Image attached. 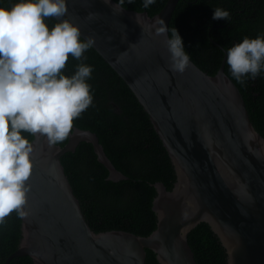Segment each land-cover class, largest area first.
<instances>
[{
	"label": "water",
	"instance_id": "water-1",
	"mask_svg": "<svg viewBox=\"0 0 264 264\" xmlns=\"http://www.w3.org/2000/svg\"><path fill=\"white\" fill-rule=\"evenodd\" d=\"M179 0L156 14L114 0H66L68 19L132 91L166 149L175 171L170 190L156 182V226L140 236L123 230L94 232L83 215L60 161L84 141L92 145L108 179L124 180L98 137L73 126L63 146L33 135L26 211L14 257L33 264H145L146 249L159 264H196L187 234L209 225L226 252V264H264V138L255 130L234 82L224 72L226 54L209 75L191 59L183 73L170 68L155 21L169 22ZM89 13L98 14L89 18ZM57 22L59 20L55 18ZM111 37V39H108Z\"/></svg>",
	"mask_w": 264,
	"mask_h": 264
},
{
	"label": "trees",
	"instance_id": "trees-1",
	"mask_svg": "<svg viewBox=\"0 0 264 264\" xmlns=\"http://www.w3.org/2000/svg\"><path fill=\"white\" fill-rule=\"evenodd\" d=\"M114 1L119 4V0ZM166 1L155 0L145 9L143 0H124L122 7L152 16ZM17 2L0 0V7L8 9ZM215 8L227 10L229 19L213 20ZM45 23L51 30L57 20L46 18ZM172 27L192 62L214 75L228 48L245 37H264V0H179L169 22V37ZM80 63L93 68L87 80L93 101L73 126L95 133L108 159L127 179H108V171L98 162L92 145L84 141L61 157L64 172L94 232L123 230L146 236L156 226L154 184L162 182L170 190L175 181L173 165L147 113L115 71L91 47L81 60L69 56L63 74L72 76ZM224 72L238 87L255 130L264 138V71L240 84L231 76L225 58ZM21 134L29 142L33 138L27 132ZM20 238L21 218L13 212L0 225V264L17 249ZM187 241L196 264H226V252L207 223L200 222L191 229ZM145 251V264H159L151 250ZM9 264L33 262L28 256H19Z\"/></svg>",
	"mask_w": 264,
	"mask_h": 264
},
{
	"label": "clouds",
	"instance_id": "clouds-1",
	"mask_svg": "<svg viewBox=\"0 0 264 264\" xmlns=\"http://www.w3.org/2000/svg\"><path fill=\"white\" fill-rule=\"evenodd\" d=\"M129 3L132 0H128ZM155 0H143L147 9ZM124 0L112 6L121 11ZM66 0H19L10 8L0 7V225L15 212L26 218L28 181L33 146L21 133L40 135L49 145L66 140L73 121L92 104V66L80 63L75 73L63 74L69 56L81 60L95 44V37L81 39L80 27L68 19ZM98 14L89 13V18ZM230 13L213 10V20H228ZM46 18L59 22L49 29ZM156 35L169 28L158 18ZM165 44L170 68L183 73L189 64L178 31L172 27ZM108 39H111L109 37ZM226 63L240 84L264 71V37H245L227 49Z\"/></svg>",
	"mask_w": 264,
	"mask_h": 264
}]
</instances>
